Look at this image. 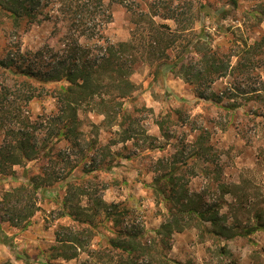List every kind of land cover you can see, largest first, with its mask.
<instances>
[{
	"label": "rangeland",
	"instance_id": "374dc122",
	"mask_svg": "<svg viewBox=\"0 0 264 264\" xmlns=\"http://www.w3.org/2000/svg\"><path fill=\"white\" fill-rule=\"evenodd\" d=\"M196 1L203 5L202 20L190 25L192 30L180 33L168 61L177 62L183 46L204 28L213 36L215 48L220 46L222 53L231 55L228 75L207 90L205 99L199 98L195 88L171 67L162 68L156 76L155 65L141 62L130 78L134 88L121 105H116L114 119L81 111L80 145L74 148L65 140L52 145L56 138H49L52 160L32 161L15 167L10 176H0V264H264V48L243 67L245 51L264 36V21L258 23L249 14L254 1L240 0L237 9L231 7L230 0ZM145 2L151 0L139 1L143 7ZM111 7L113 21L106 36L115 43L131 42L130 14L116 0ZM223 11L227 12L225 18ZM156 21L169 25L174 32L177 28L172 20ZM2 29L0 57L15 40L5 36ZM66 32L63 28L57 31L47 21L31 25L20 32L22 50L56 46ZM6 79L8 75L0 71V83ZM212 93L219 94L222 102L212 101ZM29 108L37 122L39 116L53 110L54 101L36 100ZM162 121L166 122L168 139L158 126ZM124 129L130 131L132 139L120 142L118 132ZM46 132L40 139H47ZM3 140L0 132V145ZM159 160L163 166L178 161L182 180L195 195V203L204 209H218L226 230L194 217L183 232L173 235L168 251L154 244L156 232L167 217L165 203L152 184ZM112 162L118 164L111 171L100 168ZM38 175L51 178L52 183L45 182L46 188L34 197L38 211L30 224L15 227L7 221L3 196ZM73 184L88 193L74 198V203L87 207L88 212H96L94 201L99 199L119 205V213L128 212L123 227L139 233L136 259L111 248L109 239L120 236L102 212L96 220L100 226L84 237L88 245L85 250H79L72 260L51 258L60 226L86 227L60 216ZM141 251H145L144 256Z\"/></svg>",
	"mask_w": 264,
	"mask_h": 264
},
{
	"label": "trees",
	"instance_id": "16d2710c",
	"mask_svg": "<svg viewBox=\"0 0 264 264\" xmlns=\"http://www.w3.org/2000/svg\"><path fill=\"white\" fill-rule=\"evenodd\" d=\"M116 1L126 7L132 18L131 42L115 43L106 36L107 26L113 21L111 3L115 0H110V3L107 0H0V16L5 19L4 23L0 22V29L3 28L5 36L15 39L7 45L3 57H0V71L8 75V79L0 83V132H3L4 137L0 145L1 177L14 174L15 167L32 161L52 160V148L47 142L49 138H56L52 145L63 140L71 143L74 148L80 145L81 111H94L106 119L111 116L114 119L118 114L116 105H121L120 102L134 88L130 78L141 62L155 65L156 76L160 75L162 68L171 67L172 72H176L195 88L199 98L205 99L208 98L207 90L230 72L231 55L222 53L220 46L215 48L213 36L204 28L197 33L196 39L183 46L177 62L168 61L169 51L176 46L180 33L190 30V25L202 20L203 5L198 6V1L151 0V3L145 2V7L139 3L140 0ZM245 1H254L249 14L258 23H262L264 0ZM230 5L237 9L240 0H230ZM222 13V18H225L227 12ZM157 19L174 21L177 25L175 32L169 25L158 23ZM45 21L53 23L57 31L61 28L66 30L64 37L56 46L45 45L35 51L24 52L20 32ZM263 48L264 36L245 51L243 67ZM48 98L54 101L53 110L39 116L37 122L33 121L29 105L36 100ZM209 98L215 103L223 100L219 94L213 93ZM165 124L162 121L158 126L164 138L168 139L170 136ZM44 130H47L48 137L40 139ZM118 134L120 142L132 139L130 131L126 129ZM201 148L204 149L203 145ZM177 156L174 155V158ZM173 161L166 166L162 165V160L158 161L159 169H156L152 183L166 209V220L157 230L154 239V244H158L163 252L171 248L173 235L183 232L194 217L215 228L226 230L221 225L218 209H204L195 203V195L182 180V169L177 167L178 161ZM117 164L112 162L100 168L111 171ZM51 181V178L47 180L38 175L27 184L7 191L1 203L7 207V221L15 227L23 223V227H27L38 211L34 197L46 188L45 182ZM76 196H88V193L81 187L70 185L60 216L70 217L86 227L77 230L60 226L56 234L57 246L53 247L51 258L72 260L78 256L79 250H85L88 245L84 237L100 226L96 220L102 212L105 221L111 220L113 230L120 236L109 239L111 248L136 259L139 250L135 241L139 233L123 227L128 212L122 210L119 213V205L107 204L99 199L94 201L96 212L90 213L87 207L74 203ZM145 249L150 254V249ZM140 253L141 256L145 255V251ZM164 258L166 260V256ZM26 262L29 264V261ZM4 264L12 263L7 261Z\"/></svg>",
	"mask_w": 264,
	"mask_h": 264
}]
</instances>
